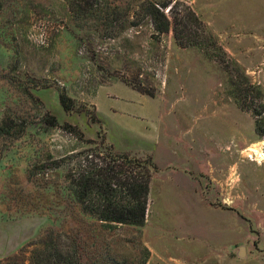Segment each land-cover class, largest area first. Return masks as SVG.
Segmentation results:
<instances>
[{"label":"rangeland","instance_id":"1","mask_svg":"<svg viewBox=\"0 0 264 264\" xmlns=\"http://www.w3.org/2000/svg\"><path fill=\"white\" fill-rule=\"evenodd\" d=\"M148 1L168 5L162 10L173 23L169 33L155 34L141 9ZM110 6L117 10L112 27L98 13L78 20L64 0H4L0 125L11 118L25 130L17 138L0 135V260L52 229L68 249L120 261L264 264V158H257L264 137L257 142L249 110L264 119V100L255 91L264 93V0H110ZM176 24L180 31L189 25L184 43L196 36L201 46H179ZM209 37L226 55L208 46ZM249 39L255 46L246 50ZM62 94L72 100L70 111ZM237 95H247V110ZM198 140L232 148L240 184L232 177L214 195L207 193L211 184L185 193L181 169L157 172L155 165L140 231L101 228L68 192L66 175L79 154L96 164L109 155L153 163L154 155L161 165L172 143L174 154L198 155Z\"/></svg>","mask_w":264,"mask_h":264},{"label":"trees","instance_id":"2","mask_svg":"<svg viewBox=\"0 0 264 264\" xmlns=\"http://www.w3.org/2000/svg\"><path fill=\"white\" fill-rule=\"evenodd\" d=\"M69 10L78 20H84L93 15H101L99 21H107V26L116 21V7L111 8L110 0H64ZM101 2V3H100ZM4 6V0H0V13ZM167 4L158 6L153 2H143L142 8L150 19L153 30L157 36H163L171 31V18L162 10ZM109 9L112 13L109 12ZM172 10V9H171ZM171 10L169 12H171ZM122 19V16L120 17ZM192 20L198 21L195 16ZM177 25V24H176ZM174 26V39L181 47H200L199 37H191L189 45L184 43L189 25H185V31H180ZM154 34V35H155ZM209 47H218L212 37H209ZM212 44V45H211ZM210 54V53H209ZM226 55V54H225ZM214 55L210 54V57ZM248 82V80H246ZM138 90V89H137ZM143 93L142 90H138ZM257 97L264 100V93L260 88L255 89ZM144 94V93H143ZM247 94L248 91H247ZM241 95L234 96L237 105L242 110H247ZM60 102L63 108L70 111L73 107L72 100L65 94L61 95ZM255 119V128L258 137H264V119L260 118L261 112L253 107L249 109ZM24 127H16L11 123V118L6 119L0 125V135L19 137L24 132ZM76 161L66 175L67 189L73 201L79 206L81 214L93 218L103 229H114L117 227H131L141 230L145 227L148 215L150 199V184L152 178L151 169H155L152 162L140 161L130 158L128 155H109L103 159V163H91L89 158ZM61 232L49 230L41 239L29 244L28 248L0 260V264H146L145 259L119 260L109 254L86 255L82 253L79 246L73 250L68 249L62 243ZM95 256V257H91Z\"/></svg>","mask_w":264,"mask_h":264},{"label":"crops","instance_id":"3","mask_svg":"<svg viewBox=\"0 0 264 264\" xmlns=\"http://www.w3.org/2000/svg\"><path fill=\"white\" fill-rule=\"evenodd\" d=\"M260 32L262 33V31ZM244 44H245L244 49L246 50L249 49L251 50V47L255 46L252 39H249L248 41H244ZM226 47L227 49L234 48V46L230 48L229 45H227ZM224 108L226 109V107ZM236 110L240 112L238 109ZM196 142H198L197 145L200 147V151L199 154L195 156L174 154L177 151V149L175 148H178V146H176L173 143L169 146L174 148L169 149L168 153L166 154L163 153L161 155L160 157L161 165L157 164L158 161L156 160V157H154L153 155V163L158 168L157 172L160 171V168H165L167 171L171 168L181 169L184 172V175L187 176L186 178L188 179V185L186 186L187 192L184 190L185 193L198 192L199 187L202 190L207 189V185L211 184L210 186H212V188L214 189L209 190L207 193H209L210 195H214L215 188L219 189L221 187V189L226 188L227 190V186L229 185L228 182L231 180L232 177L233 178L235 177L234 186H237L238 183L240 184V177L237 174L238 171H236L235 169V167L238 168V165L236 161L235 163H233L230 157L231 155L230 151L232 148H230V150H227L226 152L223 151L222 147H219L221 145L222 140H209V141L198 140ZM207 147L209 149H206ZM247 150H248L247 144H245V146H243L240 149L241 152H244V155L247 152ZM195 175L197 180L195 179ZM195 181H198L197 185L194 183ZM150 194H151V189H150ZM207 201L209 203L210 209L222 213L225 216L226 214L225 211H222L221 208H216L215 206H212L210 204L211 202L209 200ZM222 202L226 204L224 199ZM147 220H148V216H147ZM225 220L226 218H224V221ZM145 235H146V228H145ZM147 237L149 238L148 235ZM148 242L150 243L149 240Z\"/></svg>","mask_w":264,"mask_h":264},{"label":"water","instance_id":"4","mask_svg":"<svg viewBox=\"0 0 264 264\" xmlns=\"http://www.w3.org/2000/svg\"><path fill=\"white\" fill-rule=\"evenodd\" d=\"M238 257L243 258L246 255V248L244 246H241L238 249V253H237Z\"/></svg>","mask_w":264,"mask_h":264},{"label":"bare ground","instance_id":"5","mask_svg":"<svg viewBox=\"0 0 264 264\" xmlns=\"http://www.w3.org/2000/svg\"><path fill=\"white\" fill-rule=\"evenodd\" d=\"M256 153V152H255ZM257 158H258V161L262 160L264 158V153L263 152H259L257 153Z\"/></svg>","mask_w":264,"mask_h":264}]
</instances>
